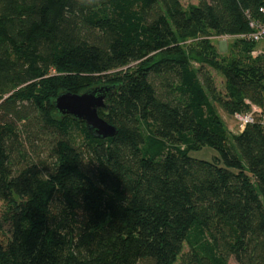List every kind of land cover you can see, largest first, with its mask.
I'll use <instances>...</instances> for the list:
<instances>
[{
    "label": "trees",
    "instance_id": "obj_1",
    "mask_svg": "<svg viewBox=\"0 0 264 264\" xmlns=\"http://www.w3.org/2000/svg\"><path fill=\"white\" fill-rule=\"evenodd\" d=\"M263 3L0 0V264H264V55L212 42ZM99 85L105 138L53 103Z\"/></svg>",
    "mask_w": 264,
    "mask_h": 264
},
{
    "label": "water",
    "instance_id": "obj_2",
    "mask_svg": "<svg viewBox=\"0 0 264 264\" xmlns=\"http://www.w3.org/2000/svg\"><path fill=\"white\" fill-rule=\"evenodd\" d=\"M111 88L94 86L81 93L63 91L53 103L61 116L70 115L84 121L89 131L96 137H109L117 133V128L99 115V109H106V99L111 96Z\"/></svg>",
    "mask_w": 264,
    "mask_h": 264
},
{
    "label": "rangeland",
    "instance_id": "obj_3",
    "mask_svg": "<svg viewBox=\"0 0 264 264\" xmlns=\"http://www.w3.org/2000/svg\"><path fill=\"white\" fill-rule=\"evenodd\" d=\"M182 2L185 6H188L191 4L198 3V0H182ZM231 40H233V38H229L227 41L219 39V38H215V37L212 38V42L215 44V46L219 49V51L221 53L227 52V46ZM256 48L264 50V40L257 42ZM211 71L215 77L218 89L224 90V77L214 69H211ZM219 110H220V113L226 122V125L232 131H238L239 122L236 120V118L233 117V115L227 114L224 110L221 109V107H219ZM43 143H41V141L38 142V144L40 146H43ZM189 155L192 156L193 158H196V159H204V160H208V161H215L217 159V157L220 156L219 151L217 149H215L214 147L209 146V145H205V146L198 148V149H191L189 151ZM219 163H220V165H223L222 161H220ZM2 209H3V207L0 204V222L2 221V218H1ZM7 227H8V224H5L4 228H7ZM175 264H179V263L176 262ZM229 264H236V261L234 260L233 257L230 259Z\"/></svg>",
    "mask_w": 264,
    "mask_h": 264
},
{
    "label": "built area",
    "instance_id": "obj_4",
    "mask_svg": "<svg viewBox=\"0 0 264 264\" xmlns=\"http://www.w3.org/2000/svg\"><path fill=\"white\" fill-rule=\"evenodd\" d=\"M261 12L264 14V3L260 8ZM250 32L247 34H238V35H223L220 37L222 40H228L229 38H247L254 42H259L264 40V16L263 19H254L250 23ZM252 57H258L264 55V50L259 48H254L251 51ZM260 112V109L253 105L252 110L245 113H235L234 117L240 122V127L243 128L247 123L254 122L255 113Z\"/></svg>",
    "mask_w": 264,
    "mask_h": 264
}]
</instances>
